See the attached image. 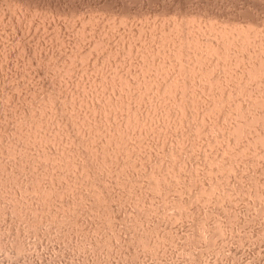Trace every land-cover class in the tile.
I'll list each match as a JSON object with an SVG mask.
<instances>
[{
  "label": "rangeland",
  "instance_id": "obj_1",
  "mask_svg": "<svg viewBox=\"0 0 264 264\" xmlns=\"http://www.w3.org/2000/svg\"><path fill=\"white\" fill-rule=\"evenodd\" d=\"M259 60L264 0H0V264H264Z\"/></svg>",
  "mask_w": 264,
  "mask_h": 264
},
{
  "label": "bare ground",
  "instance_id": "obj_2",
  "mask_svg": "<svg viewBox=\"0 0 264 264\" xmlns=\"http://www.w3.org/2000/svg\"><path fill=\"white\" fill-rule=\"evenodd\" d=\"M173 1V0H172ZM232 1V0H231ZM180 2H181V0H180ZM230 3V2H229ZM225 4V3H224ZM219 5V4H218ZM198 6V5H197ZM204 6V5H203ZM12 11V10H11ZM165 11V10H164ZM231 12V11H230ZM165 15V14H164ZM247 15V14H246ZM11 16V15H10ZM182 16V15H181ZM195 17V16H194ZM234 17V16H233ZM255 18V17H254ZM50 19V18H49ZM32 20V19H31ZM33 20H35V19H33ZM253 20V19H252ZM257 20V19H256ZM174 21V20H173ZM182 21H184V20H182ZM247 21V20H246ZM195 23V22H194ZM174 24V23H173ZM20 26V25H19ZM176 26V25H175ZM144 30V29H143ZM231 31V30H230ZM244 31V30H243ZM226 33V32H225ZM236 33H237V31H236ZM154 34V33H153ZM235 34V33H234ZM240 34H242V33H240ZM244 34V33H243ZM226 37H228V36H226ZM240 37V36H239ZM250 37V36H249ZM234 39V38H233ZM216 40V39H215ZM223 40V39H222ZM170 42V41H169ZM230 42V41H229ZM239 42V41H238ZM210 43H212V42H210ZM215 46V45H214ZM191 47V46H190ZM203 47V46H202ZM182 48V47H181ZM217 48V47H216ZM225 48V47H224ZM210 49V48H209ZM226 49V48H225ZM159 50V49H158ZM177 50V49H176ZM180 51V50H179ZM212 51H214L213 50V48H212ZM171 54V53H170ZM77 56V55H76ZM148 56V55H147ZM239 57V56H238ZM262 57V56H261ZM42 59V58H41ZM170 59V58H169ZM220 59V58H219ZM228 59V58H227ZM259 59H260V57H259ZM59 61V60H58ZM260 61V60H259ZM261 63V67L259 68H257V70L258 69H261L262 67H263V70H264V60H262V61H260ZM171 65V64H170ZM258 65V64H257ZM254 66H255V64H254ZM247 67V66H246ZM252 67V66H251ZM254 68V67H253ZM250 69H252V68H250ZM254 70H256V69H254ZM262 69H261V71H263ZM252 71V70H251ZM260 71V70H259ZM258 72V71H257ZM250 74V73H249ZM254 77V76H253ZM252 78V77H251ZM252 80V79H251ZM262 83V82H261ZM244 88V87H243ZM262 90V89H261ZM188 93V92H187ZM244 93V92H243ZM264 93V92H263ZM253 95V94H252ZM33 101V100H32ZM245 101V100H244ZM254 101V100H253ZM40 104V103H39ZM180 106V105H179ZM190 106V105H189ZM218 106V105H217ZM254 107V106H253ZM33 110V109H32ZM44 113V112H43ZM258 114V113H257ZM238 115V114H237ZM255 115V114H254ZM264 115V114H263ZM199 117V116H198ZM254 117V116H253ZM256 117V116H255ZM21 119V118H20ZM260 119V118H259ZM240 127H242V126H240ZM87 129V128H86ZM243 129V128H242ZM256 131V130H255ZM250 132V131H249ZM260 132H261V130H260ZM20 133V132H19ZM238 133V132H237ZM230 135V134H229ZM26 136V135H25ZM32 136V135H31ZM261 136V135H260ZM259 136V137H260ZM228 137V136H227ZM31 138V137H30ZM25 139V138H24ZM263 139H264V137H263ZM110 140V139H109ZM234 140V139H233ZM30 141V140H29ZM251 141V140H250ZM257 141V140H256ZM259 141H261L260 139H259ZM252 142V141H251ZM258 142V141H257ZM263 142V141H262ZM251 145V144H250ZM253 145V144H252ZM262 146V145H261ZM264 146V145H263ZM262 146V147H263ZM83 151V150H82ZM3 154V153H2ZM73 155V154H72ZM255 159V158H254ZM32 175V174H31ZM55 178V177H54ZM41 180V179H40ZM32 186V185H31ZM34 186V185H33ZM41 187V186H40ZM212 187V186H211ZM236 188V187H235ZM263 188V187H262ZM262 192V191H261ZM61 195V194H60ZM70 195V194H69ZM109 195V194H108ZM255 195V194H254ZM247 197V196H246ZM94 201V200H93ZM108 202V201H107ZM156 202V201H155ZM195 202V201H194ZM261 202V201H260ZM227 206V205H226ZM231 207V206H230ZM154 208V207H153ZM260 208V207H259ZM35 211V210H34ZM178 211V210H177ZM236 214V213H235ZM91 217V216H90ZM54 219V218H53ZM35 220V219H34ZM204 221V220H203ZM42 223V222H41ZM115 225V224H114ZM221 231V230H220ZM227 232V231H226ZM216 234V233H215ZM237 234V233H236ZM47 236V235H46ZM188 237V236H187ZM210 237V236H209ZM236 237V236H235ZM263 238V237H262ZM18 240V239H17ZM186 240V239H185ZM224 240V239H223ZM205 242V241H204ZM209 242V241H208ZM247 242V241H246ZM223 243V242H222ZM5 244V243H4ZM37 244V243H36ZM162 245V244H161ZM232 245V244H231ZM8 247V246H7ZM13 247V246H12ZM26 248V247H25ZM108 248V247H107ZM4 249H5V247H4ZM112 249V248H111ZM242 249V248H241ZM227 250V249H226ZM140 251V250H139ZM15 253V252H14ZM202 254V253H201ZM231 256V255H230ZM244 256V255H243ZM153 257V256H152ZM190 257V256H189ZM116 258V257H115ZM191 261V260H190ZM96 263V262H95ZM180 263V262H179ZM150 264V263H149Z\"/></svg>",
  "mask_w": 264,
  "mask_h": 264
}]
</instances>
